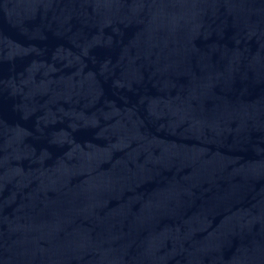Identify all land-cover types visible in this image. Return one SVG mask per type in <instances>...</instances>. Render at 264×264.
<instances>
[{"label":"water","instance_id":"water-1","mask_svg":"<svg viewBox=\"0 0 264 264\" xmlns=\"http://www.w3.org/2000/svg\"><path fill=\"white\" fill-rule=\"evenodd\" d=\"M0 264H264V0H0Z\"/></svg>","mask_w":264,"mask_h":264}]
</instances>
